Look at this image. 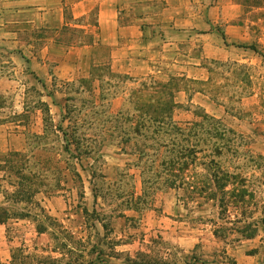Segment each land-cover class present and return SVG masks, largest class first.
I'll return each mask as SVG.
<instances>
[{
    "label": "crops",
    "instance_id": "crops-1",
    "mask_svg": "<svg viewBox=\"0 0 264 264\" xmlns=\"http://www.w3.org/2000/svg\"><path fill=\"white\" fill-rule=\"evenodd\" d=\"M232 3L0 0V51L11 54L16 63L15 50L28 52L30 60L23 64L32 66L46 81L77 79L79 65L94 63V50L101 48L109 51L114 70L146 76L164 70L170 51L183 54V40L195 47L194 41L200 37L201 57L186 51L183 55L189 64L200 66L204 58L228 59L237 49L238 38L230 37L239 6ZM141 7L153 10L139 12ZM222 21L226 40L217 29ZM35 48L40 50L39 57L34 56ZM12 79L18 77L1 78L5 82ZM1 91L13 92L10 88ZM51 113L55 120L56 106ZM25 129L17 123L11 127L8 122L0 124V208L9 212V217L0 221V264H45L47 260L52 264H78L75 257L79 252L85 258L82 264H95L96 258L103 264H136L135 260L152 254L153 264H264V222L251 233L226 238L217 233L215 222L206 219L199 206L186 204L176 190L153 194V207L148 211H141L140 204L123 211L120 204L124 195L110 198L102 194L114 191L115 185H100L101 181H110L104 167L98 168L104 177L101 181L88 171L93 179L83 187L78 185L82 169L76 140H25ZM106 141L92 140L100 154L90 158V164L105 162ZM64 142L69 151L63 147ZM112 160L119 166L136 161L137 156L123 153ZM19 162L21 177L16 167ZM137 167L111 172L118 185L126 184L121 178L133 180L128 192L135 197L143 192ZM79 189L85 194L84 202L80 201ZM79 242L84 245L81 250ZM19 248L20 259L16 255Z\"/></svg>",
    "mask_w": 264,
    "mask_h": 264
},
{
    "label": "rangeland",
    "instance_id": "rangeland-1",
    "mask_svg": "<svg viewBox=\"0 0 264 264\" xmlns=\"http://www.w3.org/2000/svg\"><path fill=\"white\" fill-rule=\"evenodd\" d=\"M232 2L239 6L230 37L238 38L237 49L228 59L204 58L200 66L183 56L201 57L200 37L195 47L183 40V54L170 51L164 70L146 76L114 70L109 51L101 48L94 50V63L79 65L77 79L46 81L23 64L30 60L28 52L15 50L16 63L11 54L0 51V90L13 91L0 93V124L25 125V140H76L82 169L78 185L83 187L94 175L101 181L98 168L104 167L110 181L100 185H115L114 191L102 194L124 195L123 211L137 204L148 211L153 194L176 190L186 204L199 206L222 236L253 232L264 222V0ZM149 8L139 12L153 10ZM217 29L227 37L223 21ZM242 44L248 48L239 47ZM32 51L40 56V50ZM5 75L18 79L2 81ZM51 105L56 106L55 120ZM23 107L26 112H19ZM92 140H107L105 162L90 164L89 159L100 154ZM63 147L69 151L65 142ZM123 153L137 160L115 165L112 158ZM133 166L141 170L143 192L137 197L128 192L131 178H121L126 184L118 185L111 175L112 170ZM16 167L21 177L22 163ZM82 245L79 242V250ZM81 254L75 257L78 264L85 260ZM16 255L22 257L21 248ZM97 259L95 264H103ZM135 262L153 264V254Z\"/></svg>",
    "mask_w": 264,
    "mask_h": 264
},
{
    "label": "trees",
    "instance_id": "trees-1",
    "mask_svg": "<svg viewBox=\"0 0 264 264\" xmlns=\"http://www.w3.org/2000/svg\"><path fill=\"white\" fill-rule=\"evenodd\" d=\"M223 36H224V39L226 40L225 35H223ZM239 47L248 48V46L245 44L239 45ZM253 50L257 51L256 47H253ZM227 111L231 112L230 110H228V108H227ZM160 181H162V180H159L157 182L158 185H161ZM7 217H9V212L5 209L0 208V221H4Z\"/></svg>",
    "mask_w": 264,
    "mask_h": 264
}]
</instances>
